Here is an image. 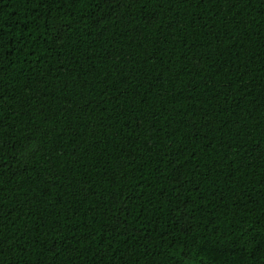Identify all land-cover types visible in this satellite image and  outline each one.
<instances>
[{
    "label": "trees",
    "instance_id": "16d2710c",
    "mask_svg": "<svg viewBox=\"0 0 264 264\" xmlns=\"http://www.w3.org/2000/svg\"><path fill=\"white\" fill-rule=\"evenodd\" d=\"M0 264H264V0H0Z\"/></svg>",
    "mask_w": 264,
    "mask_h": 264
}]
</instances>
